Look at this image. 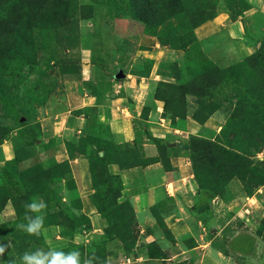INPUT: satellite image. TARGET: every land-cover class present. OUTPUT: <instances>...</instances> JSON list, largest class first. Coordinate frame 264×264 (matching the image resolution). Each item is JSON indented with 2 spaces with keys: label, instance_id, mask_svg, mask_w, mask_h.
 <instances>
[{
  "label": "rangeland",
  "instance_id": "rangeland-1",
  "mask_svg": "<svg viewBox=\"0 0 264 264\" xmlns=\"http://www.w3.org/2000/svg\"><path fill=\"white\" fill-rule=\"evenodd\" d=\"M0 244L264 264V0H0Z\"/></svg>",
  "mask_w": 264,
  "mask_h": 264
},
{
  "label": "clouds",
  "instance_id": "clouds-1",
  "mask_svg": "<svg viewBox=\"0 0 264 264\" xmlns=\"http://www.w3.org/2000/svg\"><path fill=\"white\" fill-rule=\"evenodd\" d=\"M46 201L33 196L31 202L24 205L23 222L17 224V229L28 236L40 237L45 230ZM8 245L0 244V257L4 256ZM99 257L82 254L78 249L65 252L55 248L26 251L20 257V264H97ZM15 264V261L10 262Z\"/></svg>",
  "mask_w": 264,
  "mask_h": 264
},
{
  "label": "water",
  "instance_id": "water-1",
  "mask_svg": "<svg viewBox=\"0 0 264 264\" xmlns=\"http://www.w3.org/2000/svg\"><path fill=\"white\" fill-rule=\"evenodd\" d=\"M120 77H123V75H120Z\"/></svg>",
  "mask_w": 264,
  "mask_h": 264
},
{
  "label": "crops",
  "instance_id": "crops-1",
  "mask_svg": "<svg viewBox=\"0 0 264 264\" xmlns=\"http://www.w3.org/2000/svg\"><path fill=\"white\" fill-rule=\"evenodd\" d=\"M214 26V25H213Z\"/></svg>",
  "mask_w": 264,
  "mask_h": 264
}]
</instances>
